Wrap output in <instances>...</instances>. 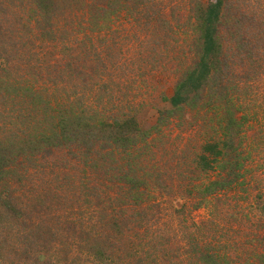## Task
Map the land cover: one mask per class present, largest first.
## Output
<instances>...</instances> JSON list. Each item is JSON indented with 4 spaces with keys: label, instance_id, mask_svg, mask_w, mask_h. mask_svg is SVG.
Returning <instances> with one entry per match:
<instances>
[{
    "label": "rangeland",
    "instance_id": "rangeland-1",
    "mask_svg": "<svg viewBox=\"0 0 264 264\" xmlns=\"http://www.w3.org/2000/svg\"><path fill=\"white\" fill-rule=\"evenodd\" d=\"M72 1L75 2L55 1L52 24L57 23L61 16H70L72 11L80 14L77 7L82 1L78 6L73 4L70 12L59 14ZM210 1L147 0L146 10L160 8L171 24L174 23L171 13L174 12L179 19L180 27L175 26L169 32L170 37L176 39L166 38L163 42L151 35V29L135 27L137 20L133 15L138 20L147 17L141 0H120L111 13L107 8L108 13L102 19H110L109 29L100 34L94 25H89L86 19L78 16L77 27L68 34L59 33L60 37L57 35L55 39L53 34L50 38L36 30L33 24L34 4L31 6L28 0H0V51L4 36L15 30V33L25 37L28 30L32 31L37 43L34 38V44L21 40L22 46H25L22 49L24 59L31 54L38 57H32V63L38 69L30 72L23 67V61L13 59V47L17 48L19 39L11 35L10 48L7 47L10 53L8 67L16 79L22 78L23 84L28 82L38 88L46 86L43 97L50 99L52 105L68 98L76 112L84 109L88 112L84 114L86 117H104L106 120L135 114L141 130H151L159 112L169 109L162 96H171L174 83L192 58V37L183 31L181 25L193 5L205 6ZM95 3L98 4V1L95 0ZM120 4L122 12L114 16ZM139 12L141 14L137 15ZM224 15L228 21L224 27L235 34L229 48H226L232 64H221L211 74L201 93L203 100L212 95L216 108L175 118L159 128L161 132L148 138L151 147L147 153L142 148L139 150L146 156L139 159L138 174L148 183L155 199L147 201L141 208L133 203L124 206L127 202L125 192H119L116 185L109 183L103 175L104 171L97 173L92 165L86 167L80 160L73 159L66 146L39 147L33 156L18 158L24 159L22 166L13 167L19 172V177H11L6 180L9 182L7 186L3 184L0 187V264H100L86 251L87 244L98 234L97 230L93 231L96 223L90 217L93 214L89 215L92 206L86 209V204L81 201L82 205L78 207V203L71 199L68 202L74 205L68 207L64 200V195L68 198V180L75 185L80 182L86 192L94 193L90 195L93 197L100 195L103 199L105 192L112 197L118 196L116 204L120 208L124 206L126 216L134 221L129 224L133 229V240L128 238L130 241L125 242L128 245L121 244L113 249L115 255L124 256L121 259H126L125 264H200L194 261L193 256L187 257L180 251V247H187V239L193 236V232L198 234L195 239L200 243L216 240L219 246H223L219 252L232 256L239 264H262L258 257L247 258L254 249L257 255L262 254L264 261V205H253L255 201L264 200V0H227ZM20 20L31 23L27 25L28 30L21 27ZM90 28L95 30L88 31ZM122 36H125L124 40H121ZM25 52L30 53L26 55ZM0 64L7 66L4 58L0 59ZM23 100L19 109L33 107L29 97ZM9 104L7 107L0 101V126L7 121L4 111L10 107ZM233 112L237 118H246L240 136L235 140L244 143L242 148L252 154L253 159L248 161L247 169L250 172L242 179L243 185L218 194L209 204L202 203L194 208L196 201L192 198H197V192L192 184L203 182L205 177L196 172L190 152L192 149L199 151L202 130L220 134L225 125L224 119ZM38 117L40 119L41 115ZM4 128H0V138L8 134L9 130ZM13 131L17 130H10ZM97 149L89 151L86 157L92 155L90 159H99L94 154ZM115 160L120 169H128L125 160L120 157ZM98 165H103L102 160L98 161ZM216 175L208 173L205 176L214 180ZM64 176L69 179L65 180ZM91 184L97 189L92 190ZM50 193L58 199L55 197L57 200L53 198V202L44 204L35 201L36 197ZM7 194L15 198L9 201L23 212L24 217L17 219L11 215L7 209ZM70 198H73L72 194ZM157 202V206H152ZM183 204L188 210L178 213ZM43 207L56 211L61 209L64 214H70L68 220L74 219L75 225L83 227V232L89 235L81 239L79 230L77 233L72 230L58 233L53 229L56 237L52 244L48 245L46 236L39 235V239L33 240L38 234L32 235L37 228L31 222L40 217ZM72 207H77L82 215L79 216L77 208ZM140 209H146V217L138 215ZM94 217L98 220L99 215L94 214Z\"/></svg>",
    "mask_w": 264,
    "mask_h": 264
},
{
    "label": "trees",
    "instance_id": "trees-1",
    "mask_svg": "<svg viewBox=\"0 0 264 264\" xmlns=\"http://www.w3.org/2000/svg\"><path fill=\"white\" fill-rule=\"evenodd\" d=\"M55 1L28 0L31 6L33 4L35 6L32 9H34L33 17L35 20H33V24L36 30L42 33V35L50 36V38L53 34L54 39L57 35L60 37L59 33L67 32L68 34L71 29L73 30L77 27L78 16L86 19L89 25H94L99 34L101 31L108 30V22L110 19L105 20L102 18L106 17L108 13L107 8H110L109 12L111 9L113 11L114 5L118 4L120 0H97L98 4L95 3V0H93L94 3H92V0L72 1L59 14L63 15L68 11L70 12L73 10V4L78 6L82 1V4L77 7L80 14L72 11L70 16H61L57 23L52 24L51 19L55 9ZM146 2L147 0H141V5L145 8L147 17L138 20L133 15L137 20L135 21V27H142L145 30L151 29V35L163 42L166 38H170L171 40L176 39L174 36L170 37L169 35V32L175 26L176 28L180 27L179 19L176 18L174 12L171 13V17L173 18L171 20L174 23L171 24V21L165 18V14L162 13L163 11L160 8L151 7L146 10ZM226 4L227 0H212L205 6L193 5L191 11L187 13L186 20L182 23L181 27L189 37H192L190 40L192 43L190 46L192 58L174 83L171 96L168 98L162 96V99L167 102L169 109L159 112L157 121L151 130H141L135 114H126L124 116L125 118L122 119L112 117L106 120L104 117H86L84 114H88V112L84 111V109L76 112L72 104H69L68 98L57 101L55 105H52L53 103L50 99H47L45 96L46 99L43 97L47 91L46 86L38 88L28 82L23 84L22 78L16 79V76L12 74V69L8 67L10 64V53L7 52V47H9L10 41L12 40L10 39L11 35H14L13 38L19 39L20 41H18L17 48L13 47V59L19 62L23 61V67L28 68L29 72L32 69H38L32 63V57H37V54H31L26 57V60L24 59L22 49L25 46H22L23 43H21V40L24 39V42L28 40L30 44H34L32 38H34L35 43H37V40L35 39V34L28 30L29 27L27 25L31 23L20 20L22 22L21 27L28 30L26 36L23 37L21 34L15 33L14 30L9 36H4L1 40L3 41L1 42L3 45L1 46L0 59L4 58L5 65L7 66L2 67L0 64V94L4 92L2 94L3 96L0 95V101H3L6 106L9 102L10 107L8 109L5 108L4 115L7 121L1 123L0 126V128L5 127V130H9L7 135H3L5 136L4 138H0V187L3 184L7 186L9 182L6 180H10L11 177H19V172L13 169V167L23 165L21 161L24 159H18L19 157L33 156L32 154L39 147L66 146V150H68V153L73 159L80 160V163L86 167L92 165L93 170L97 173L104 171L103 175H105L107 181L116 185L119 192L120 190L125 192L124 196L125 198L127 197V202H124L125 204L123 203L124 206L133 203L139 205L141 208L147 201L155 199L148 183L140 178L141 176L139 177L138 174L137 165L139 164V159L146 156L145 154H140L139 150L142 148L147 153L151 147L148 138L152 134L161 132L158 129L167 125L175 118H180L188 113L190 115L199 114L203 110L209 112L216 108L213 106L215 105L213 96L211 95L203 100L201 93L209 82L211 74L216 72L221 64H232L229 57V50L226 48H229V44L232 43L230 40L234 38L235 34L232 30L224 27L228 25V21L224 15ZM65 9L67 10L66 12H64ZM117 9V12L113 14L114 16L122 12L121 4ZM140 14L139 12L137 15ZM98 21H105V23L99 24ZM222 28L224 30L223 35ZM84 29L86 30V28ZM94 30V28H90L88 31ZM122 38L121 40H124L125 36H122ZM167 43L165 42V44ZM29 53L25 52L26 55ZM20 70L17 71L24 72V70ZM22 75L24 74L22 73ZM25 97H29L32 100L34 103L33 107H20L19 109L18 106L22 104L24 101L23 98ZM18 99L21 101L17 102L16 105L13 104ZM2 106L4 107V105ZM40 115L41 118L39 119L38 116ZM228 116V118H225L226 120L224 119L225 125L222 127L220 134L212 130H202V142L200 143L199 151L192 149L190 152L191 163L194 164L196 172L205 177L203 182L192 184L193 189L197 192V198H192L196 201V204H193L194 208L200 207L202 203L205 205L209 204L211 203V199L217 197L218 194L236 188L235 186L237 185H243L244 182L242 179L245 174L250 172L247 169L249 168L248 161L253 159L252 154L242 148L244 143L235 140L236 137L240 136L241 126L246 122V118H237L234 112L232 114L229 113ZM10 130L17 131L10 132ZM27 130H31V132ZM37 130L40 131L35 133ZM241 137L242 139L244 138L243 135ZM95 148H98V151L94 154L99 159H90L92 155L86 157V154ZM116 157L125 160L124 164H126L127 170L125 168L120 169L115 160ZM99 160L103 162L101 167L98 165ZM208 173L217 174L216 178L210 180V178L205 176ZM64 177L65 180L69 179L67 176ZM66 186H68L69 191L68 198L64 195V200L68 207L74 205L68 202L71 199L78 203V207L83 203L86 204V209L92 206L89 215L93 214V216H90L96 222L94 223L95 229L93 231L97 230L98 234L94 233L93 240L87 244L86 251L89 256H92L100 264L103 262L104 264H125L126 259H121L124 256L120 254L115 255L113 249L114 246L127 244L125 242L130 241V238L133 240L131 234L133 229L129 226L133 219L126 216L124 206L120 208L116 204L115 201L119 199L118 196L112 197L105 192L103 199H101L100 195L93 197L90 195L94 193L86 192L80 182L75 185L70 180H68V185ZM91 187L92 190L97 189L93 184H91ZM31 194L35 195L36 192H31ZM71 194L73 198H70ZM6 197L7 209L11 212V215L17 219L24 217L23 212L9 201L15 198L10 196V194H7ZM55 197L54 194L50 193L49 195L46 194L42 197H36L35 201L38 204H44L53 202V198ZM219 200L220 198L218 197ZM2 201L4 202L6 200ZM81 201L82 204H80ZM157 204L158 202L153 203L152 206H157ZM261 204L264 205V200L253 203L255 206H260ZM74 208L77 207H72V209ZM41 209L42 213L40 217L33 219L31 222L34 228H37L34 229L32 235L38 234L34 236L33 240L39 239V235L41 237L46 236L48 245L52 244V241L56 237V234L54 233L53 235L52 233L53 229L58 233L62 231L70 232L71 230L77 233L79 230L81 239H85L83 236L86 235L87 237L89 235L83 232V227L75 225L74 219L68 220L70 214H64L61 212V209L57 211L50 207H43ZM186 209V205L183 204L177 212L184 213ZM77 211L79 216L82 215L78 208ZM94 214L99 215L98 220H95ZM138 215H141L143 218L144 216L146 217V209H140ZM151 220H153V216ZM44 227L45 230L43 229ZM40 232H43V234H39ZM192 235L194 237L190 235L191 237L187 239V247H180V251L185 256H193L195 258L194 261L200 264H239L232 256L230 257L225 253L222 254L219 252V249L223 248V246H219L216 240L208 243H200L199 240L195 239V237H198V234L193 232ZM189 240H192V242ZM253 251L254 249H251L247 260L255 256L256 258L254 257V259L258 257L261 263L264 264L262 254L257 255ZM251 263L246 262L245 264Z\"/></svg>",
    "mask_w": 264,
    "mask_h": 264
}]
</instances>
